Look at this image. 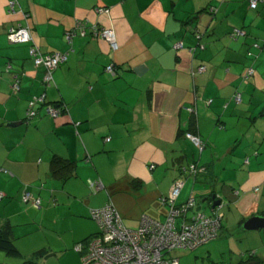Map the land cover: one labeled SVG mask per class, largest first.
Instances as JSON below:
<instances>
[{
	"label": "crops",
	"instance_id": "crops-1",
	"mask_svg": "<svg viewBox=\"0 0 264 264\" xmlns=\"http://www.w3.org/2000/svg\"><path fill=\"white\" fill-rule=\"evenodd\" d=\"M10 1L0 0V229L21 255L0 252V264L80 263L74 246L99 233L89 209L109 201L127 229L136 230L142 216L164 221L168 206L159 199L186 178L179 167L192 162L205 172L190 194L183 181L176 207L188 198L208 204L215 195L220 231L264 217V0L254 9L249 0H15L13 13ZM76 22L112 29L117 49L89 35L68 44L65 33ZM17 27L29 29L43 55L67 53L50 85L29 46L8 43V30ZM234 29L244 36L232 39ZM109 65L114 75L104 71ZM199 66L204 71L192 76ZM41 96L67 111L51 119L37 107L26 125L28 102ZM193 116L204 143L197 160L183 136ZM54 155L75 162L68 179L50 175ZM89 180L104 190L93 192ZM24 186L41 207L22 203ZM198 206L191 213L201 212ZM255 234L264 246V230Z\"/></svg>",
	"mask_w": 264,
	"mask_h": 264
},
{
	"label": "built area",
	"instance_id": "built-area-1",
	"mask_svg": "<svg viewBox=\"0 0 264 264\" xmlns=\"http://www.w3.org/2000/svg\"><path fill=\"white\" fill-rule=\"evenodd\" d=\"M17 2L11 0L8 3L9 11L14 12ZM257 0H249V6L254 9ZM98 14H107L108 10L98 8L95 11ZM85 24L78 22L74 31L67 33L66 40H70L79 32L80 36H85ZM92 37L100 39L107 43L112 50H116L114 32L109 28L92 27ZM244 36V34L235 30L233 37ZM7 41L10 44L30 43L29 55L33 60L34 67L42 66L44 68L43 82L49 84L52 81V72L66 61V54L43 55L40 50L32 44L30 31L27 27L11 28L7 33ZM179 48V45L175 48ZM257 48V45H254ZM10 67L8 66L7 69ZM104 71L109 75H114V67L107 66ZM204 67H199L196 72L201 73ZM193 76L194 70L190 71ZM253 75L251 68L246 69L242 75L246 82ZM12 91H19L18 81L12 84ZM234 101L239 103L240 96L236 94ZM209 104V103H208ZM43 108L45 114L52 119L60 116V109L44 105V97H33L28 103L27 119L35 117V109ZM191 114H195V108L187 109ZM185 138L189 140L199 151L202 150V143L198 137L187 133ZM108 141V139L106 140ZM153 169V166L150 167ZM191 175H196L203 171L192 165L189 168ZM184 171V169H183ZM90 187L95 191L101 190L100 182L91 183ZM183 187V182L177 179L169 189L168 197L159 199L161 204L168 206V212L164 221H158L147 216H142L139 227L136 230L127 229L112 203H108L102 209L91 210L90 217L98 225L99 234L94 237L88 246L83 249L78 245L75 251L81 254V264H178L177 260L166 259V254H170L177 249L194 250L216 238L220 233L222 214L212 210L211 215L202 212L191 211L195 208L196 202L188 198L182 207H175V201ZM2 194H0V198ZM22 202L38 209L40 199L34 198L29 192H24ZM219 208V206L217 207ZM216 208V209H217ZM188 213L190 215H188Z\"/></svg>",
	"mask_w": 264,
	"mask_h": 264
},
{
	"label": "rangeland",
	"instance_id": "rangeland-1",
	"mask_svg": "<svg viewBox=\"0 0 264 264\" xmlns=\"http://www.w3.org/2000/svg\"><path fill=\"white\" fill-rule=\"evenodd\" d=\"M185 148L190 155L192 153L194 154L196 160L199 158V156H201L199 155L198 148L195 147L191 142L190 145L185 144ZM149 170L151 169L149 168ZM115 173L118 180H121L123 178L124 172L122 170L121 165H118L117 172ZM183 181L185 187L183 191L188 192V194L193 192L194 190L193 177L191 176L189 177L186 175V178L183 179ZM96 182L101 183L100 180L87 181L88 188L91 189L93 192H98V191H95L93 188H91L90 184ZM102 190H104V187L99 191ZM197 203L199 205L198 207L201 210V212H203L206 215L210 214L209 204H207L206 202L200 203L199 200L197 201ZM255 233L256 232H248L241 229L240 230L237 229L233 231L222 230L220 231L218 238L204 245H201L194 250L177 249L168 255L166 254L165 258L177 260L178 264H252L259 261L264 262V246L260 245ZM255 249H258L259 252L257 258L252 257V255H254ZM52 261H50L48 264H58ZM36 264H42V262L40 263L36 262ZM72 264H77V263L76 262L74 263V261H72ZM78 264H81V258H80V263Z\"/></svg>",
	"mask_w": 264,
	"mask_h": 264
},
{
	"label": "trees",
	"instance_id": "trees-1",
	"mask_svg": "<svg viewBox=\"0 0 264 264\" xmlns=\"http://www.w3.org/2000/svg\"><path fill=\"white\" fill-rule=\"evenodd\" d=\"M216 10L214 9V10H210V12L211 13H214ZM76 23H78V22H76ZM76 23H75V26H74V28L72 29V30H69V31H67L66 33H65V41L67 42V40H66V35H67V33H69V32H72V31H74V29H75V27H76ZM81 23H84L86 26H85V30H86V34H85V36H80L79 35V32L73 37V38H75V37H79V38H84V37H87L88 35L89 36H92V27H95L96 25H88V24H86L85 22H81ZM97 28H101V27H98V26H96ZM235 30H237V29H234L232 32H231V34H230V37L232 38V39H236L237 37H233V33H234V31ZM240 31V30H239ZM195 35H197V36H195ZM194 36L196 37V38H198L199 39V41H200V39H201V36H202V33H200V32H198V31H196L195 32V34H194ZM72 38V39H73ZM94 38V37H93ZM7 39V38H6ZM72 39L70 40V42H67L68 44H70L71 43V41H72ZM28 46H29V48H28V54H29V50H30V48H31V44L30 43H26ZM200 44V43H199ZM199 48H203V45H199L198 46ZM51 54H54V53H51ZM58 54H66V56H67V53H58ZM47 55H50V54H47ZM29 57H30V55H29ZM30 59H31V61H32V64H33V60H32V58L30 57ZM66 59H67V57H66ZM66 62V61H65ZM10 67L9 69H7V67ZM33 66H34V64H33ZM113 66V65H112ZM39 67H42V66H39ZM60 67V66H59ZM59 67H57V68H59ZM114 67V66H113ZM199 67H202V66H199ZM199 67H197L194 71H196ZM38 68V67H37ZM56 68V69H57ZM42 69H43V71H45L44 70V68L42 67ZM55 69V70H56ZM5 70H6V72H8V73H10V71H11V66H10V64L9 63H7L6 64V66H5ZM54 70V71H55ZM53 71V72H54ZM52 72V73H53ZM43 76H44V72H43ZM14 78V80H12V84L14 83V81L15 80H17V76H14L13 77ZM42 80H43V78H42ZM44 83V82H43ZM51 83H53V78H52V81L48 84V85H50ZM45 84V83H44ZM45 85H47V84H45ZM13 94H17V93H14L13 92ZM44 97V96H43ZM233 99H234V97H233ZM29 103V102H28ZM44 105H46V106H51V107H53V108H56V109H60V116L62 115V113L63 112H65V111H67V108H66V106L65 105H63L62 103H55V104H47V103H45V101H44ZM40 109H42L43 110V108H41V107H39ZM193 108H195V107H193ZM27 109H28V106H27ZM190 109V108H189ZM44 111V110H43ZM35 112H36V115H35V117L37 116V109H35ZM196 113V112H195ZM26 114H27V110H26ZM25 114V115H26ZM191 114V113H190ZM46 115V114H45ZM193 115V114H192ZM47 116V115H46ZM34 117V118H35ZM49 117V116H48ZM194 117V116H193ZM34 118H32V119H30V120H28L27 119V116H25V124L26 125H29V123H30V121L31 120H33ZM52 119V118H51ZM57 119V118H56ZM197 120H196V118L194 117V120H193V122H192V124H191V126H192V128L191 129H189L188 130V132H184L183 133V136H184V138H185V135L187 134V133H190V134H192V135H194L195 137H198V135H197V122H196ZM199 138V137H198ZM186 139V138H185ZM108 141H109V139H108ZM189 141V140H188ZM202 143V142H201ZM202 150L201 151H199V155H201V153H202V151L204 150V143L202 144ZM87 160H89V157L87 156L86 157V161ZM192 165H195V166H197V169H200V170H202L203 168L202 167H200L199 165H198V163L197 162H192V163H190V164H188L187 166H182V167H179V171H181V173L182 174H184V175H187V176H191V177H193V182H195L196 181V179L200 176V175H202L204 172H205V170L203 169V171H201V172H198L196 175H191L190 174V170H189V168H190V166H192ZM75 169H76V164H75V162H71V161H68V160H64V159H62V158H60V157H58V156H52V158H51V160H50V162H49V173H50V175L54 178V179H58V180H66V179H68L70 176H71V174L72 173H74V171H75ZM183 169H184V171H183ZM175 180H177V179H175ZM174 180V181H175ZM173 181V182H174ZM173 182H172V184H173ZM183 182V181H182ZM24 192H29L34 198H39L38 196L37 197H35L29 190H28V186H24L23 187V189H22V195H23V193ZM52 193V192H51ZM0 194H2V193H0ZM22 195H21V201H22ZM3 194H2V197L0 198V200H2L3 199ZM40 199V198H39ZM205 200H208L209 202H208V204H209V206H210V209L212 210V208H211V201H210V199L208 198V199H205ZM195 202H196V205L198 204L197 203V201L195 200ZM23 203V202H22ZM108 203H111L110 201L109 202H107V204ZM207 203V202H206ZM24 204V203H23ZM40 204H41V199H40ZM106 204V205H107ZM24 205H26V204H24ZM39 207H41V205H39ZM176 207V206H175ZM180 207H182V204L180 205V206H178L177 208H180ZM103 208V207H102ZM102 208H91V209H89V217H90V211L91 210H97V209H102ZM115 208V207H114ZM195 208H196V206H195ZM216 210V208L213 210V211H215ZM193 211V210H192ZM188 215H190L189 213H188ZM90 219H91V217H90ZM92 220V219H91ZM93 221V220H92ZM99 229V228H98ZM99 234V233H98ZM98 234L97 235H95L94 237H97L98 236ZM94 237H92L91 239H89V240H87V241H84V242H82V243H78V244H76L75 246H74V251H75V247H77L78 245H80V246H82V248L83 249H85L87 246H88V244L90 243V241L94 238ZM0 252H2V253H4L6 256H8V257H11V258H19L20 257V252L18 251V249L15 247V245L13 244V242L10 240V239H8L7 237H6V235L4 234V232L0 229ZM76 252V251H75ZM78 253V252H77ZM79 255H80V258H81V254H83V252L82 253H78ZM253 257V256H252Z\"/></svg>",
	"mask_w": 264,
	"mask_h": 264
},
{
	"label": "water",
	"instance_id": "water-1",
	"mask_svg": "<svg viewBox=\"0 0 264 264\" xmlns=\"http://www.w3.org/2000/svg\"><path fill=\"white\" fill-rule=\"evenodd\" d=\"M11 127L19 126V124L10 125ZM211 201V208L214 210L220 205V201L216 199L215 195H212L210 198ZM242 230L248 232H260L264 230V217L254 216L249 218L245 223L242 225Z\"/></svg>",
	"mask_w": 264,
	"mask_h": 264
},
{
	"label": "clouds",
	"instance_id": "clouds-1",
	"mask_svg": "<svg viewBox=\"0 0 264 264\" xmlns=\"http://www.w3.org/2000/svg\"><path fill=\"white\" fill-rule=\"evenodd\" d=\"M220 206V205H219Z\"/></svg>",
	"mask_w": 264,
	"mask_h": 264
}]
</instances>
